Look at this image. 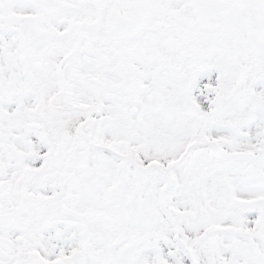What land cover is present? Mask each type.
Instances as JSON below:
<instances>
[{
    "label": "snow or ice",
    "instance_id": "1",
    "mask_svg": "<svg viewBox=\"0 0 264 264\" xmlns=\"http://www.w3.org/2000/svg\"><path fill=\"white\" fill-rule=\"evenodd\" d=\"M0 264H264V0H0Z\"/></svg>",
    "mask_w": 264,
    "mask_h": 264
}]
</instances>
